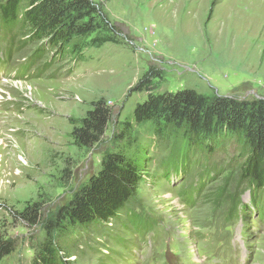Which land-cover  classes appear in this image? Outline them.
I'll return each mask as SVG.
<instances>
[{"label":"rangeland","instance_id":"1","mask_svg":"<svg viewBox=\"0 0 264 264\" xmlns=\"http://www.w3.org/2000/svg\"><path fill=\"white\" fill-rule=\"evenodd\" d=\"M89 1L103 20L83 42H112L80 60L34 58L37 44L0 33V239L15 243L0 264H32L45 223L116 151L139 166L136 197L107 223L53 230L66 264H264V192L240 182L234 141L207 155L150 122L116 137L145 100L132 88L150 69L153 94L264 100V0ZM101 98L111 109L102 141L75 146L72 126ZM27 207L34 225L21 217Z\"/></svg>","mask_w":264,"mask_h":264},{"label":"trees","instance_id":"2","mask_svg":"<svg viewBox=\"0 0 264 264\" xmlns=\"http://www.w3.org/2000/svg\"><path fill=\"white\" fill-rule=\"evenodd\" d=\"M22 2L3 0L0 4V33L8 42L16 41L18 36L21 42L17 44H37L34 58L51 53L50 63L80 60L85 48L112 42L108 37L83 42L98 32V20H103L89 0H27L24 7ZM155 73L150 69L132 88L148 94L134 107L130 120L123 123L116 137L126 141L133 126L150 122L159 137L181 132L188 144L187 150L206 151L207 155L215 153L221 138L232 140L242 152L240 182L257 195L263 193L264 100L241 101L223 96L208 99L192 89L153 94L150 90L157 78ZM110 121L111 109L104 99L93 101L80 124L72 126L70 135L75 146L91 149L99 144ZM140 175L136 161L121 151L105 153L97 173L58 210L56 221L45 223L46 237L32 264H66L62 256L65 252L53 242L52 231L61 228L63 223L72 228H86L117 218L136 197ZM28 211L27 207L21 217L31 225L36 224V208L31 216ZM14 249L13 240L0 239V263Z\"/></svg>","mask_w":264,"mask_h":264}]
</instances>
